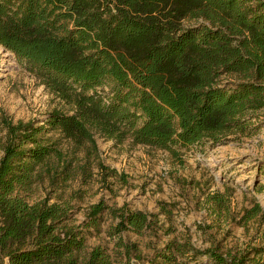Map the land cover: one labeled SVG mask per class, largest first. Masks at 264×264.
Listing matches in <instances>:
<instances>
[{
	"label": "trees",
	"instance_id": "obj_1",
	"mask_svg": "<svg viewBox=\"0 0 264 264\" xmlns=\"http://www.w3.org/2000/svg\"><path fill=\"white\" fill-rule=\"evenodd\" d=\"M0 45L69 106L51 110L42 123L2 119L0 264L143 258L121 237L120 260L101 246L86 253L84 229L98 227L107 210L117 218L115 234L141 233L151 227L147 213L100 200L76 225L68 221V203L29 200L40 168L51 158L64 161L54 134L87 157L97 155L96 133L176 155L180 147L248 133L264 108V0H0ZM70 172L53 179L65 181ZM210 199L227 209L222 195ZM259 210H246V219ZM201 255L215 264H246L243 255L196 248L188 239L167 242L155 257L189 264Z\"/></svg>",
	"mask_w": 264,
	"mask_h": 264
},
{
	"label": "rangeland",
	"instance_id": "obj_2",
	"mask_svg": "<svg viewBox=\"0 0 264 264\" xmlns=\"http://www.w3.org/2000/svg\"><path fill=\"white\" fill-rule=\"evenodd\" d=\"M53 109L67 112L69 106L0 45V156L6 133L3 118L42 123ZM250 128L248 133H233L220 142L180 147L176 155L96 133L97 155L87 157L56 133L64 161L51 158L40 168L42 176L34 183L29 200L68 203V221L76 225L88 220L91 205L100 200L149 215L151 227L141 233L115 234L112 228L117 218L104 210L98 227L84 229L86 253L101 246L120 260L123 248L117 242L121 237L136 244L143 256L136 259L131 254L130 264H161L155 256L167 242L188 239L196 248L214 246L223 253L243 255L246 264H264V108L254 113ZM99 163L115 172L106 175ZM70 169L65 181L59 176L53 179L55 173ZM211 195H222L227 209L216 208ZM256 204L259 212L247 220L246 210ZM189 264L215 263L201 255Z\"/></svg>",
	"mask_w": 264,
	"mask_h": 264
}]
</instances>
